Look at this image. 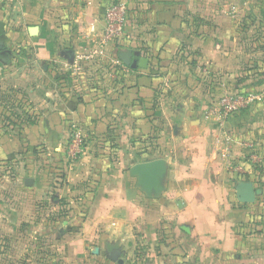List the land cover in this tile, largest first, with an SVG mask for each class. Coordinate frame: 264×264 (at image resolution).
Masks as SVG:
<instances>
[{
	"label": "crops",
	"instance_id": "obj_1",
	"mask_svg": "<svg viewBox=\"0 0 264 264\" xmlns=\"http://www.w3.org/2000/svg\"><path fill=\"white\" fill-rule=\"evenodd\" d=\"M112 1L0 0V264H35L21 260L36 248L25 240L42 236L45 264H264V216L246 231L250 215L230 201L234 184L261 177H234L220 139L233 134L232 158L246 140L264 155V0H126L108 54L132 50L148 65L108 86L95 68L69 66L96 43ZM227 91L260 99L221 127L208 109ZM72 122L87 144L70 164ZM158 158L165 190L148 196L130 169ZM141 245L151 261H138Z\"/></svg>",
	"mask_w": 264,
	"mask_h": 264
},
{
	"label": "built area",
	"instance_id": "obj_2",
	"mask_svg": "<svg viewBox=\"0 0 264 264\" xmlns=\"http://www.w3.org/2000/svg\"><path fill=\"white\" fill-rule=\"evenodd\" d=\"M233 12L236 6L232 7ZM129 20V6L123 0H113L105 10L104 29L96 43L86 51L76 55L69 70L75 76L81 75L90 68H95L94 74L98 80H104V84L112 86L118 81L120 74L127 71V66L119 56H110L108 47L118 43L124 36ZM208 72L207 68L202 69ZM260 96L253 92L227 91L219 96L209 107L208 114L216 123L224 127L227 121L236 113L250 108ZM220 139L223 141V152L227 156V165L237 174H244L247 169H255L264 166V156L259 154L251 141H243L244 154L238 158H232L233 134L223 131ZM87 144V131L83 124L72 122L71 133L66 146V157L70 164L77 162L85 152ZM59 171V170H58ZM64 178V173L61 171ZM56 177V183H63L64 179Z\"/></svg>",
	"mask_w": 264,
	"mask_h": 264
},
{
	"label": "water",
	"instance_id": "obj_3",
	"mask_svg": "<svg viewBox=\"0 0 264 264\" xmlns=\"http://www.w3.org/2000/svg\"><path fill=\"white\" fill-rule=\"evenodd\" d=\"M134 52L132 50L120 51L119 58L123 63L131 68L138 66L147 67L148 59L142 58L140 62L133 60ZM132 176L137 177L138 186L148 196H159L165 190V180L167 175V162L163 158L153 159L144 162H138L130 169ZM236 197L240 203H255L258 196L262 194L261 188H256L253 182L239 181L236 185ZM120 250L114 249L110 259L123 263L119 258Z\"/></svg>",
	"mask_w": 264,
	"mask_h": 264
},
{
	"label": "rangeland",
	"instance_id": "obj_4",
	"mask_svg": "<svg viewBox=\"0 0 264 264\" xmlns=\"http://www.w3.org/2000/svg\"><path fill=\"white\" fill-rule=\"evenodd\" d=\"M123 1L127 2L126 0H123ZM127 4H128V2H127ZM128 6H129V4H128ZM2 53H3V51L0 50V54H2ZM221 95H219V96H221ZM66 144H68V142H66ZM254 146H255V144H254ZM36 147H37V150H41V147L39 145L36 146ZM259 154H261V153H259ZM261 155H263V154H261ZM252 171H254V173L256 175H258V176L260 175V177H261V181H259V183L261 185L258 182H255V186L264 188V166H259V167L255 168V169H253ZM51 173H53L52 175L54 176L55 180H56V177H59V176H57L58 172H56V170L53 169V171H51ZM233 175L235 177V175H237V174L233 173ZM61 178H63V176H61ZM263 196H264L263 194L260 195L258 197L259 200H257L256 202L257 203H261V205H262ZM230 201H231V203H232V205H233V207L235 209H237V208L241 209V210L247 212L248 216L250 215L251 221H250L249 225H247V227L245 226V228H246L245 230L246 231H250V230L256 229L257 227H254V225L257 224V222L256 221H252V219L255 218V216H258V215H263L264 216V209H263L264 205L261 206V208L257 207L256 209H254V206H255L256 203H254V204H242V203L238 202L237 197H236L235 184H234V186L232 187V189L230 191ZM260 212H261V214H260ZM241 225H243V222H241V218H239V219H237V227L239 229L243 228L244 225H246V223H244V225L242 227H241ZM43 238H44L43 236L41 238L40 237L39 238L28 237L25 240L26 247L32 245L33 240H34V242H35L34 245H36V248L34 249V251H30V253L26 254L27 256H29L28 258H26V256H25V257H23V259L21 258V260H24V259L25 260H33L35 264H45L47 262L46 252L48 251V248H47L46 244H44L45 242H44ZM142 246H144V245H141L142 252L139 254L140 256H139V260L138 261H142V263L143 262H147V261H151V257L147 256V254L144 251V249H142ZM124 258H125V260H127L129 262L134 260L133 255H130L128 252L124 253ZM176 262H177L176 259H173V263L169 262V264H176Z\"/></svg>",
	"mask_w": 264,
	"mask_h": 264
},
{
	"label": "trees",
	"instance_id": "obj_5",
	"mask_svg": "<svg viewBox=\"0 0 264 264\" xmlns=\"http://www.w3.org/2000/svg\"><path fill=\"white\" fill-rule=\"evenodd\" d=\"M128 68V67H127ZM125 76V73H123V74H120V76H119V79H118V81L117 82H115V85H117L121 80H122V78ZM29 121H31L30 119L29 120H27V123L29 122ZM33 152H43V150H37V147H35L34 149H33ZM58 170L59 171H57L58 173H57V176H59V177H61L62 176V174H61V170H60V168H58ZM262 189V188H261ZM262 191H263V189H262ZM262 194H263V192H262ZM62 204V203H61ZM65 204V203H64ZM66 205V204H65ZM65 207H67V206H65ZM68 209L67 208H64V209H62L61 211H60V215H59V217H62V218H65L66 216H67V214H68Z\"/></svg>",
	"mask_w": 264,
	"mask_h": 264
}]
</instances>
